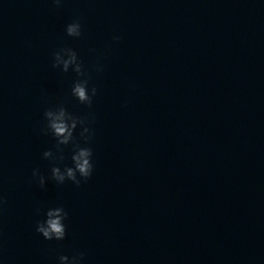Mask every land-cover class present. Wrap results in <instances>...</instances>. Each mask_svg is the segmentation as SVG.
Listing matches in <instances>:
<instances>
[{
	"label": "clouds",
	"instance_id": "9594fccd",
	"mask_svg": "<svg viewBox=\"0 0 264 264\" xmlns=\"http://www.w3.org/2000/svg\"><path fill=\"white\" fill-rule=\"evenodd\" d=\"M51 3L59 9L62 7L64 0H51ZM65 33L68 37L79 39L83 35V25L79 18L73 19L65 26ZM122 39L119 35H114L113 40L119 42ZM52 67L60 69L63 73H68L71 69L77 76L73 81L71 94L79 103L88 107L92 106L93 97L97 95V88L89 84L90 76L85 69L84 62L78 55L77 51L72 47L64 46L52 52ZM97 71H103L102 67H97ZM44 119L46 124L41 129L45 134H51L55 140V148L59 153L54 159L53 152L47 150L43 153L45 159L53 161L51 167V179L57 184L71 181L77 187L81 182H86L91 178L94 172L93 150L90 146H81L76 142L75 132L80 126V138L87 145L94 134L86 124V117H79L67 110L63 104L48 108L44 111ZM73 145V154L71 156L72 166L65 165L63 170L56 166L58 162L64 160L63 150L61 146ZM39 177V187H45V176L39 173V170L33 171V177ZM79 177V178H78ZM6 201L0 197V210ZM68 219V212L63 206L57 205L49 207L44 212V219L36 222L35 231L39 233L47 241H63L67 235V225L65 221ZM85 253L82 251L74 252L71 257L68 255H59V264H83Z\"/></svg>",
	"mask_w": 264,
	"mask_h": 264
}]
</instances>
